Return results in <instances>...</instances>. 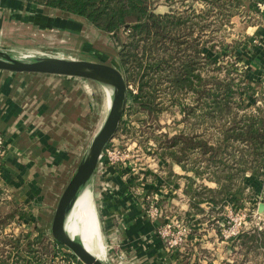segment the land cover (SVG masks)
<instances>
[{
    "label": "rangeland",
    "instance_id": "rangeland-1",
    "mask_svg": "<svg viewBox=\"0 0 264 264\" xmlns=\"http://www.w3.org/2000/svg\"><path fill=\"white\" fill-rule=\"evenodd\" d=\"M152 1V8L154 11L156 13L162 12L164 8L157 6V3H159L160 0ZM4 2L5 5H12L15 1L5 0ZM175 2H177L175 4V10L177 11H185L189 6H191L189 10H192L194 13L203 11V4L199 1L175 0ZM32 6L36 8V11L41 10L40 12H43L42 10H44V15L48 19L54 17L57 20L61 19L67 20L68 22H73L74 24L71 25L74 26L73 28L77 29L78 33L71 35V37L68 34L65 38L63 36L65 32L57 33L55 36H52V33L48 31L39 32L35 35L32 34L30 27V30L27 29V31L19 30L21 32V36L19 38H17L16 35H13L12 38L6 40L4 33V27L6 25H3V27H0L1 36L3 38L0 46L4 44L3 46H5V49L0 50L10 54L14 58H35L45 56L65 57L69 55L79 60L109 64L121 70L128 85V104L119 129L112 138L113 141L110 143L109 148L115 152V154H117V151H125L127 149L130 150V156L126 161L127 166L123 168L128 169L131 173L130 175L134 174L131 168H137L138 181L143 179L145 173L153 172L154 169H157L160 165H163L162 162H165L166 164H168V161L173 162L172 160L174 157L171 156V153H173V147H171V139L173 136L179 135L183 131L186 133L193 132L194 135L203 134L204 129L202 123L200 122L197 124L195 117H191V119H189V112L183 109V106H191L193 108H197L195 113L199 114V104H202V102L199 101V98L197 99L192 94V92L181 94L178 99L172 100L170 95L166 93L168 90H163L161 87L158 92L160 95H158L157 100L155 101L158 114L156 113L155 108L150 114L141 112V110L137 108V103H134L132 93H138V87H136L132 82H130L132 84L129 83L127 73L121 69L117 60L119 57V52L121 51V45L123 43L129 42L128 35L126 33H119L118 38H113L110 35L109 37L108 33L97 29L83 17L69 14L61 10L39 6L37 4H33ZM25 7L26 6L19 8ZM227 10V13L232 15L231 18L229 21H227L228 19L226 20L222 17L220 19L221 28L219 30H215L218 33L215 40L213 37L209 40L210 44H216V52L213 57L214 60L210 62L207 59L203 60L204 58L201 57L200 60H198V63H196L197 70L200 72L203 78L213 75L219 80L233 79L235 82H242L243 86L238 88V94L236 95V98L239 99L238 102L241 101L243 103V105L246 107V110H239V112L245 113L247 111L255 114L257 113L256 108L258 106H263V94H261V92L264 91V72L262 73L261 81H253L249 65V56L251 55H249V51L247 50V48L250 47L249 40L246 38V35H243V31L239 29L240 25H244L243 23H251L253 17L250 16V11L246 9V6H243L239 10L236 8ZM253 13H255V11H253ZM209 17L211 20H213L212 14ZM61 20L60 25L62 28L72 27L69 25V23H64ZM34 23L38 25L39 28L43 26V23H40L39 20H37V22L34 21ZM48 24L50 23L48 22ZM18 25L21 26L22 24L18 22ZM23 26H26V24ZM87 29L96 31L97 37L93 38V40H88L85 34ZM207 31H213V23H211V26L207 29ZM98 34H101L104 37L100 38L99 40ZM17 76L24 77V82L22 86L19 87L20 92H24L25 90L33 87V83H31L33 77L51 78L56 82L53 83V85H51L47 91H44L42 88H33L37 92L39 101L46 99L51 103L46 107L54 108L56 113H59L58 123L56 122L55 125H48L56 126L54 127L56 128V132L54 133L55 130L53 128L50 131L31 135V137L32 139H37L38 142L34 139L33 140L36 146L39 148L42 146L50 149H56L62 154L63 158L70 153L74 155V159H76V166L72 167V171H70L68 178L69 181L66 182L63 190L64 193L66 187L75 175L77 168L83 160L93 138L103 126L108 115L111 103L107 99V95H109L107 88L100 82L84 78L46 74L15 73L0 70V95H4L8 90L11 94ZM247 86L251 88H248ZM108 97L110 98V96ZM7 99L8 97L6 100ZM53 102H55V104ZM76 105L77 107L74 109ZM44 113L48 114L49 112L47 110ZM27 116H33L32 111L29 109L27 111ZM44 117L45 116H42L41 118L47 120ZM187 120L188 124L186 122ZM190 123L194 125L191 126L189 131L187 126L190 125ZM177 149L179 150L180 147ZM182 153L183 152H181V154ZM181 154L178 155L177 158L181 161L184 160L187 164H189V166H192L193 162L199 159L196 152L191 153L190 156L187 157H183ZM116 159L117 156H115L113 161L110 159V157L106 159L105 156H103L94 175V177L97 175L95 180L92 182V179L94 178L93 177L87 184L88 186L86 185L81 190V192H83L88 188L91 191L100 223L101 217L99 213L97 197L98 194H102V190L100 189L102 185L101 182H106L109 177L116 176L117 171L121 172L119 171V168L123 165L119 161H116ZM174 163L176 162L174 161ZM170 168H165L164 165L158 169V172H161L164 175L169 174L171 171ZM185 174H188L192 177L195 176L192 172L185 171ZM247 174H252V172H247ZM148 178L152 179V177L149 175ZM202 183L203 181L198 178L196 179V185H200ZM37 185H39L37 187L39 189H35V191H30L29 193L33 194L32 198H30V196L26 193L12 194L9 192L8 185L0 187V264H2L1 260H5L6 264H26L22 263L18 258V254H20L21 251L15 249L11 238H6L5 235L8 237L13 236L18 238L20 236L25 237L27 234L31 233L34 236L39 230L43 231L44 233L51 234V226L55 211L53 214H50V216L43 215L39 212L43 209L40 200H38L42 197L40 193L42 191L40 185L44 184L37 183ZM45 185L47 186L50 184ZM104 187L106 188V185H104ZM245 193L246 190L244 191L245 196L242 199L241 204L237 205L239 208L243 206H251L253 203H256L254 205L256 208L257 203L262 201L261 199H253L252 196H247L246 194H250L249 192L246 194ZM204 207L206 208L204 213H199L195 210L201 215L199 220H203V222H205V224L208 226L207 229H209L210 232H216L217 239L219 242L223 243V246H225V249H222L224 253L227 250L230 253L232 252L231 256L222 258V261L220 260V257L214 258L213 253L215 250H217V247L213 248L209 247V245L210 242L216 238V236L210 237V235L206 233V237H201L199 234H196L194 240L198 239L199 241L197 242H200L201 239H204L205 241V243L202 242L198 245L196 242V247H198V253L200 254V257L203 256L202 258L206 261V264H264V249L254 248L253 246L247 249V247L241 245L239 239L233 244L223 242L224 240L221 237V233L219 234L218 228L216 227V221L214 219V217L218 216L217 214L221 213V211L212 209V207L211 209H207L208 206ZM247 208L249 209V207ZM257 208L259 210L258 206ZM252 209H254V207H252ZM10 214H15L14 219H12V221L10 220V223L7 225L2 226V221ZM167 215L169 218L174 217V222H184L186 225L190 226L192 228V235L190 236V239H193V236L195 235L193 230L196 222L194 221V218L186 217L183 211L179 208H174L172 210L167 209ZM262 218L264 219V216H262ZM162 221V225L167 222L163 219ZM254 222H260V220L256 218ZM205 232L206 231H204V233ZM25 241L26 238H23L21 243L22 245L19 247L23 246L22 248H24L26 246ZM234 244H236V246ZM204 247L205 249L203 250ZM65 248L67 249L66 251L71 254V256H73V258L77 259L71 250H69L67 247ZM106 249H109L107 245ZM107 254H109L108 251ZM60 256L61 255L58 257ZM214 259L216 262H214ZM57 264L69 263L66 259L59 258L57 260Z\"/></svg>",
    "mask_w": 264,
    "mask_h": 264
},
{
    "label": "trees",
    "instance_id": "trees-1",
    "mask_svg": "<svg viewBox=\"0 0 264 264\" xmlns=\"http://www.w3.org/2000/svg\"><path fill=\"white\" fill-rule=\"evenodd\" d=\"M23 1L83 17L113 38H118L121 32L126 33L129 42L121 45L117 60L127 73L129 83L138 87V93H130L141 112L150 114L155 108L158 114L155 101L161 87L168 90L166 93L172 100L188 92L199 98L202 102L199 114L195 113L197 108L191 106H183V109L189 112V119L195 117L197 124L202 123L203 134L183 131L173 136L172 161L195 175L187 176L186 190L193 210L204 213L202 204H208L213 209L228 202L235 203L236 207L241 204L245 196L247 172L260 177L264 171V91L261 92L263 106L256 108L257 113H241L239 110H246V107L238 102L236 95L243 83L233 79L219 80L213 75L203 78L196 63L201 57L210 62L214 60L216 44H210L209 40L212 37L215 40L218 34L215 30L221 28L220 19L223 17L229 21L231 18L227 9L239 10L246 6L248 11L261 15L263 12L258 9L257 2L247 6L245 0H195L203 4V11L194 13L189 10L191 6L185 10L188 12L177 11L175 0H162L169 11L156 13L152 0ZM211 14L213 20L209 17ZM211 23L213 31H207ZM186 122L188 124V120ZM192 125L187 126L188 130ZM194 152L199 159L192 166L177 158L180 154L187 157ZM197 178L203 183L196 185ZM205 181L217 187H208ZM14 217L15 214L8 215L2 226ZM5 237L11 238L15 249L21 251L18 258L22 263L54 264L56 258L62 255L67 260L82 264L62 244L51 243L49 236L40 230L36 236L29 233L25 237ZM23 238H26L24 248L19 247ZM238 239L247 249L252 246L264 249V229L259 233H243ZM1 263L4 264L5 260Z\"/></svg>",
    "mask_w": 264,
    "mask_h": 264
},
{
    "label": "crops",
    "instance_id": "crops-1",
    "mask_svg": "<svg viewBox=\"0 0 264 264\" xmlns=\"http://www.w3.org/2000/svg\"><path fill=\"white\" fill-rule=\"evenodd\" d=\"M4 1L0 0V27L6 25L4 27L6 40L12 38L13 35L19 38L21 36L20 31H27V29H31L32 34L35 35L45 31L51 32L52 36L65 32L64 38L68 34L71 37V35L78 33L77 29L71 25L74 24L73 22L59 18L62 22H67L72 26L62 28L60 20L54 17L51 19L46 18L44 10H42L43 12L35 10L36 8L32 6L34 3L14 0V4L5 5ZM161 1L157 3L158 7L164 8L160 13L168 12L169 8L164 6L165 4ZM245 1L248 6L250 3L263 2L264 0ZM23 5L26 7L19 8L24 7ZM249 11L250 16L253 17L251 23L245 22L243 23L244 25H240L239 29L243 31V35H246V38L249 40L250 47L247 50L249 51V55H251L249 56L250 63L248 62L250 73L253 81L258 82L261 81V76L264 72V12L260 15L257 12L253 13L251 10ZM37 20L43 23L41 28L34 23ZM18 22L22 25L19 26ZM24 24L26 26H23ZM85 34L88 40H93V38L97 37V32L90 29H87ZM103 37V35L98 34L99 40ZM2 40L0 30V45ZM3 45L0 46L1 50L5 49ZM60 58L76 59L69 55ZM23 82L24 77L17 76L11 94L8 90L4 95H0V133L3 134L7 144L5 156L0 160V187L8 185L9 192L12 194L26 193L32 198L33 194H29L30 191L39 189L37 188L39 186L37 183H43L44 185H40L42 197L38 199L43 209L41 207L42 210L39 212L50 216L55 211L66 182L69 181L68 178L72 167L76 166V159H74V155L71 153L63 158L62 154L56 149L42 146L39 148L34 142L37 139L33 138V140L31 137V135L52 130L56 126L48 125L58 123L59 113H56L54 108L46 107L48 104H51L46 99L39 101L37 92L33 89L37 87V89L42 88L44 91H47L53 83H56L55 80L33 77L31 81L33 87L20 92L19 87L22 86ZM108 96L107 99H109ZM7 97L8 99L6 100ZM53 103L55 104V102ZM76 107L77 105L74 109ZM28 109L32 111L33 116H27ZM47 110L49 113L45 114L44 112ZM41 114L47 120L41 118ZM54 130L55 133L56 128ZM162 163L163 165L154 169L153 172L145 173L141 181L137 180V175H134L135 177L130 175V171L124 169L123 167L126 166L123 165L119 168L121 172L117 171L116 176L109 177L106 182H101L100 189L102 190V194H98L97 201L101 217V223L100 220L99 223L104 244L109 248L108 250L106 249L109 254H107L105 263L206 264V261L202 258L203 256L200 257L198 253V247H196V242L199 240H194L196 234L206 237V233L210 237L216 236L209 245V247H217V250L213 253L214 258L220 257L222 261V258L231 256L232 252L230 253L227 250L224 253L222 250L225 249V246L217 239L216 232L213 230V232H210L205 222L199 220V217H201L200 212L198 213L191 208L190 199L186 194L188 186L187 176L189 175L185 174V171L179 164L169 161L168 164ZM164 165L165 168L171 167L169 174L164 175L158 172V169ZM148 175L152 179L148 178ZM95 177L92 179V182L95 180ZM204 183L211 188L217 187L212 182L205 181ZM45 184L50 185L46 186ZM244 184L246 185V193H250L245 194L253 196V199H261L262 201L257 203L258 206L261 203L264 204V171L260 177L247 174ZM104 185H106V188ZM149 197L157 200L166 209L179 208L186 217L195 219L194 221L196 222L193 230L195 235L192 240L190 239L188 249L183 254L178 252L169 253L167 251L164 240L157 234L163 224L162 219L153 221L146 215L145 209ZM204 206L206 204H202L201 208L205 212ZM204 231L206 232L204 233ZM46 235L49 236L51 243H55L50 233H46ZM202 242L205 243L204 239L197 242V245ZM214 262H216L215 259Z\"/></svg>",
    "mask_w": 264,
    "mask_h": 264
},
{
    "label": "water",
    "instance_id": "water-1",
    "mask_svg": "<svg viewBox=\"0 0 264 264\" xmlns=\"http://www.w3.org/2000/svg\"><path fill=\"white\" fill-rule=\"evenodd\" d=\"M0 70L15 73L59 75L84 78L102 83L112 90V102L99 132L93 138L77 171L62 194L51 226L53 239L67 247L82 264H106L93 256L78 239H73L66 231L68 213L81 190L94 177L101 155L119 129L128 104L127 81L117 67L101 62L66 59L53 56L14 58L0 50ZM259 213H264V204L259 205Z\"/></svg>",
    "mask_w": 264,
    "mask_h": 264
},
{
    "label": "built area",
    "instance_id": "built-area-1",
    "mask_svg": "<svg viewBox=\"0 0 264 264\" xmlns=\"http://www.w3.org/2000/svg\"><path fill=\"white\" fill-rule=\"evenodd\" d=\"M257 7L261 12H264V1L257 2ZM112 141L113 140H111L110 143ZM110 143L104 149L100 160L103 156H105L106 159L110 157L113 161L115 156H117L116 161H119L122 165L127 166L126 161L130 156V150L127 149L125 151H117V154H115V152L109 148ZM6 149V140L0 133V160L4 157ZM132 168L131 170L134 173L132 176L135 177L137 175V168ZM141 180L142 179H140V181ZM255 204L256 203H253L251 205L254 209H252L251 206L238 208L233 202H228L223 207L221 206L215 208V210L221 211V213H218V216L214 217V219L216 221V227L218 228L219 234L221 233V237L224 240L223 242L233 244L237 242L238 237L243 233H259L264 229V219L262 218L263 214L259 213L257 208L258 204L256 205V208L254 206ZM206 206H208L207 209H211L210 205L206 204ZM247 207H249V209ZM145 212L150 220L156 221L163 219L167 221L159 228L158 235L164 240L165 247L169 253L178 252L183 254L186 252L187 247L189 246L190 236L192 235V228L190 226L186 225L184 222H174L175 218H169L167 215V209L152 197L147 199ZM256 218H258L260 222H254ZM234 245L236 246V244ZM59 258L65 259V257L61 255L56 258L54 264H57V260ZM67 261L69 264H77L72 260Z\"/></svg>",
    "mask_w": 264,
    "mask_h": 264
},
{
    "label": "bare ground",
    "instance_id": "bare-ground-1",
    "mask_svg": "<svg viewBox=\"0 0 264 264\" xmlns=\"http://www.w3.org/2000/svg\"><path fill=\"white\" fill-rule=\"evenodd\" d=\"M106 88L109 91L110 98L108 100L111 103L112 90ZM65 228L73 239L81 241L93 256L105 263L107 251L93 195L88 188L81 192L75 200L73 208L67 215Z\"/></svg>",
    "mask_w": 264,
    "mask_h": 264
}]
</instances>
